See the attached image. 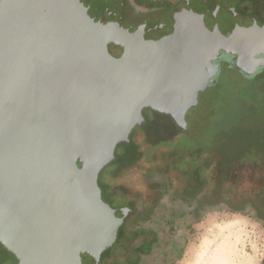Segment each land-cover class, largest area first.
<instances>
[{
    "label": "water",
    "instance_id": "obj_1",
    "mask_svg": "<svg viewBox=\"0 0 264 264\" xmlns=\"http://www.w3.org/2000/svg\"><path fill=\"white\" fill-rule=\"evenodd\" d=\"M238 1L183 0L147 39L123 0H0V246L16 264H100L130 210L103 202L98 176L142 111L185 130L223 62L264 70V25Z\"/></svg>",
    "mask_w": 264,
    "mask_h": 264
},
{
    "label": "rangeland",
    "instance_id": "obj_2",
    "mask_svg": "<svg viewBox=\"0 0 264 264\" xmlns=\"http://www.w3.org/2000/svg\"><path fill=\"white\" fill-rule=\"evenodd\" d=\"M259 2L246 0L236 11L250 14L264 25V4ZM142 116L144 122L132 130L127 144L116 147L114 160L98 176L101 198L111 208L118 209L131 199L143 202L154 196L150 188H162L165 196H170L172 187L157 183L149 186L148 175L136 183L119 175L126 169L129 174L140 168L151 155H162L163 160H168L167 167L157 171L164 175L154 177L163 182L173 178L175 173L169 163H174L173 150L182 146L186 147L178 150L176 160L185 176L174 183L178 192L215 205L229 195L234 209H242V202L249 200L264 202V70L246 78L223 62L217 83L200 93L196 108L187 112L185 133L166 116L149 110L142 111ZM199 148L201 157L189 163L184 150L195 154ZM169 151L173 152L168 154ZM154 163L157 167L163 164L158 160ZM201 164L205 182L195 188L187 174L191 167ZM7 257L0 246V264ZM5 264H16L12 255ZM101 264L105 261L101 260ZM176 264H264V227L245 212L210 211L190 229L185 250Z\"/></svg>",
    "mask_w": 264,
    "mask_h": 264
},
{
    "label": "flooded vegetation",
    "instance_id": "obj_3",
    "mask_svg": "<svg viewBox=\"0 0 264 264\" xmlns=\"http://www.w3.org/2000/svg\"><path fill=\"white\" fill-rule=\"evenodd\" d=\"M182 1L123 0L122 25L133 27L146 23L152 29L145 35L147 39L164 37L171 33V11L180 7ZM258 1L264 4V0ZM244 4H246V0H239L235 6V12L237 13V7H242ZM237 14L241 17L254 18L247 13ZM110 49L114 54L121 52L114 46H110ZM177 129L185 133L187 123L185 130L178 127ZM194 145L197 147L196 144ZM185 147L173 150L175 151L173 157L175 166L172 171L175 173V181L185 176L177 167L178 160H176L178 150ZM199 149L200 152L195 154L184 150L188 154L189 163L201 157V148ZM203 167L204 164L193 166L187 174L192 179V184L194 181L195 188L202 186L205 182L202 177V172L205 169ZM172 189V194L165 196L162 188L158 190L150 188L154 196L147 197L143 202H135L134 199H131L130 204L128 202L120 207L129 208L130 212L118 229L114 244L103 253V259L100 257V264L101 260L105 261V264H176L183 255L190 229L200 222L205 214L217 209H224L231 212H245L250 217H254L253 211L250 212L251 208L249 210L232 208L231 200H225L216 205L206 204L197 196L178 192L175 185L172 186ZM253 205L257 209L259 222L264 226V214L261 212V206L255 202Z\"/></svg>",
    "mask_w": 264,
    "mask_h": 264
},
{
    "label": "trees",
    "instance_id": "obj_4",
    "mask_svg": "<svg viewBox=\"0 0 264 264\" xmlns=\"http://www.w3.org/2000/svg\"><path fill=\"white\" fill-rule=\"evenodd\" d=\"M181 148V147H180ZM171 152H173V151H169L168 152V154H170ZM167 154V155H168ZM161 161V162H163V164H161L162 166L161 167H157L156 166V163H154V162H156V161ZM146 163V164H145ZM167 164H168V160L167 161H165V160H163L162 159V155H160L159 157H156L155 155H151L150 156V158H147V159H144V163L143 164H141V167L140 168H135V169H133V171L131 172V173H127L129 170H125L124 172H122L119 176H121V175H124L125 177L126 176H128V178H130V179H132L131 181H133V183H136L135 181H141V179L143 178V177H146L147 175V177H146V179L148 178V180H150V182L148 183L149 184V186H150V184H155V183H157L158 185H160V186H162L163 184L164 185H169L170 187H172L173 185H174V183H176V181H175V179H174V177L172 178H167L166 180H164V182L163 181H159L158 179H156V177H154L155 175H164V174H157V171L159 170V169H162V168H164V166L165 167H167ZM179 165H180V163H178V166L177 167H179ZM175 166V164L173 163H169V168L170 169H173V167ZM157 167V168H156ZM166 174V173H165ZM120 178V177H119ZM120 183V182H119ZM120 186V185H119ZM122 186V185H121ZM146 188H147V186H146ZM226 200H229L230 201V198H229V195H227L226 196V198H225ZM263 201H264V199H263ZM243 203V208L245 207V208H251L250 209V212H252L253 211V213H254V217H256V218H254L253 217V219L254 220H256L257 222H259L260 220H259V218H257L258 216V214H257V209H256V207L253 205V202H252V200L250 201H245V203L244 202H242ZM259 205L261 206V208H262V213L264 214V202L261 204V203H259ZM211 209H212V206H211ZM260 223V222H259ZM260 224H262V223H260ZM264 227V226H263ZM8 257H9V254H8ZM8 257L5 259V261H4V264H5V262L7 261V259H8Z\"/></svg>",
    "mask_w": 264,
    "mask_h": 264
}]
</instances>
